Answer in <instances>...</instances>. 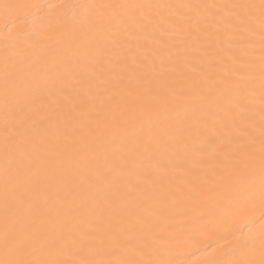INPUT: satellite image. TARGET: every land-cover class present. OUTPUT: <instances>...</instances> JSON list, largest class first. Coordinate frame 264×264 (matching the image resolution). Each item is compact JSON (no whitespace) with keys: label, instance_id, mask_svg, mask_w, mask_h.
Instances as JSON below:
<instances>
[{"label":"bare ground","instance_id":"1","mask_svg":"<svg viewBox=\"0 0 264 264\" xmlns=\"http://www.w3.org/2000/svg\"><path fill=\"white\" fill-rule=\"evenodd\" d=\"M19 259L264 264V0H0Z\"/></svg>","mask_w":264,"mask_h":264},{"label":"snow or ice","instance_id":"2","mask_svg":"<svg viewBox=\"0 0 264 264\" xmlns=\"http://www.w3.org/2000/svg\"><path fill=\"white\" fill-rule=\"evenodd\" d=\"M7 7V5H5ZM21 249L18 247L17 251H20ZM0 264H46V262H38V261H27L23 259L19 260H5V261H0Z\"/></svg>","mask_w":264,"mask_h":264}]
</instances>
